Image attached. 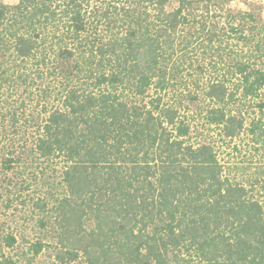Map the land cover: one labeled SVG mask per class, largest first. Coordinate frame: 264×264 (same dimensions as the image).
<instances>
[{
    "label": "trees",
    "instance_id": "1",
    "mask_svg": "<svg viewBox=\"0 0 264 264\" xmlns=\"http://www.w3.org/2000/svg\"><path fill=\"white\" fill-rule=\"evenodd\" d=\"M232 1L0 0L36 105L0 104V264H264V16Z\"/></svg>",
    "mask_w": 264,
    "mask_h": 264
},
{
    "label": "rangeland",
    "instance_id": "2",
    "mask_svg": "<svg viewBox=\"0 0 264 264\" xmlns=\"http://www.w3.org/2000/svg\"><path fill=\"white\" fill-rule=\"evenodd\" d=\"M17 0H5V2L13 4ZM257 2L262 7V13L264 16V0H234L231 2L232 7L234 8H242L245 9L247 7L246 2ZM3 88L0 89V104L4 102V100H7L10 103H14L15 105H20L21 109L25 110V113H27L31 108H33L35 105V101L32 99L33 94L35 92L34 88H29L28 90H24V86L18 87L15 90L8 88L6 85L2 86ZM23 102V103H21ZM5 103V102H4ZM23 104L24 106H22ZM236 146V149L233 148V146ZM225 146V145H224ZM219 157L221 158V162H229L228 164H234L235 162L238 164L240 161L248 162L252 161V163L256 162L257 156L254 154L252 148H250L248 143V137L246 135H241L238 138H235L230 146H225L220 149ZM252 158V159H251ZM234 174L235 178H239L238 173L231 171ZM248 172V171H247ZM248 174V173H245ZM243 176H246V175ZM36 189L35 185L32 184L31 187L26 191H22V197L28 198L27 202L24 205H21L24 207V211L28 210L29 208H32V200L31 196L35 195L33 191ZM262 190V189H261ZM261 192V191H260ZM262 194V193H261ZM19 202V201H18ZM20 206V205H19ZM36 210V209H35ZM9 212V211H8ZM15 212V211H14ZM9 214V213H8ZM16 215L19 214L18 211L15 213ZM34 218H36V214L32 213ZM11 216L7 218V220H10ZM28 252V245L24 242H19V244L16 243V245L13 248H7L5 249V252L9 253L12 256H15L16 254L21 256L19 252Z\"/></svg>",
    "mask_w": 264,
    "mask_h": 264
}]
</instances>
